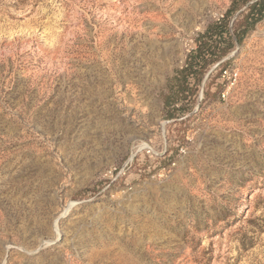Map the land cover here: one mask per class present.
<instances>
[{"label": "rangeland", "instance_id": "obj_1", "mask_svg": "<svg viewBox=\"0 0 264 264\" xmlns=\"http://www.w3.org/2000/svg\"><path fill=\"white\" fill-rule=\"evenodd\" d=\"M253 1L0 0V264H264Z\"/></svg>", "mask_w": 264, "mask_h": 264}, {"label": "trees", "instance_id": "obj_2", "mask_svg": "<svg viewBox=\"0 0 264 264\" xmlns=\"http://www.w3.org/2000/svg\"><path fill=\"white\" fill-rule=\"evenodd\" d=\"M249 12L245 16V19L249 21L247 27L253 26L257 21L264 17V0H255L248 6ZM234 10L231 8L225 12V18L219 21L212 22L206 26L204 35L196 40V47L191 50L186 57L184 66L177 73L182 82L186 85L191 75H193L194 69L200 67L206 59L214 55V47L221 45V49L217 48L216 56H219L222 52L229 48V42L232 38L229 29L227 28L226 17L232 14ZM204 37V38H203ZM243 35L237 40L240 41ZM206 39V40H205ZM213 39V40H212ZM217 39V40H216Z\"/></svg>", "mask_w": 264, "mask_h": 264}, {"label": "built area", "instance_id": "obj_3", "mask_svg": "<svg viewBox=\"0 0 264 264\" xmlns=\"http://www.w3.org/2000/svg\"><path fill=\"white\" fill-rule=\"evenodd\" d=\"M226 72V71H224ZM140 152V153H146L148 156H151L152 154H154V150L153 148L150 146L149 143H143V144H137L134 147H132L131 151H130V157L128 158V160H126L121 166L117 167V166H111L108 168V170H106L104 176L107 178H112L113 175H118L119 173L124 174V169L126 168V166H128L129 162L132 161V159L135 157V155Z\"/></svg>", "mask_w": 264, "mask_h": 264}]
</instances>
